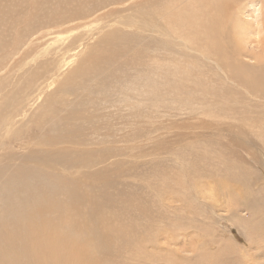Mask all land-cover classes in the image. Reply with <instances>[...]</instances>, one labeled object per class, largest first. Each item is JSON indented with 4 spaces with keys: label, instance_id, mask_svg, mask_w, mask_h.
<instances>
[{
    "label": "bare ground",
    "instance_id": "bare-ground-1",
    "mask_svg": "<svg viewBox=\"0 0 264 264\" xmlns=\"http://www.w3.org/2000/svg\"><path fill=\"white\" fill-rule=\"evenodd\" d=\"M11 1L0 0V11L12 13L18 0ZM112 7L101 29L108 18L120 29L102 37L100 31V42L82 52L85 35H73L60 58L50 55L37 66L13 103L14 96L0 98V264H166L171 254L145 252L162 230L152 223L158 210L151 195L215 204L206 189L198 192L207 174L211 188L230 195L264 175L254 167L256 150L264 152V113L209 106L202 96L225 103L243 89L264 106V0H131L120 6L124 11ZM176 102L201 109L179 125L152 127ZM150 156L148 172H133ZM132 174L146 186L128 184ZM258 192H245L252 213L264 205ZM186 204L173 209L189 213ZM234 207L226 209L231 217ZM237 222L244 233L251 230Z\"/></svg>",
    "mask_w": 264,
    "mask_h": 264
},
{
    "label": "rangeland",
    "instance_id": "rangeland-1",
    "mask_svg": "<svg viewBox=\"0 0 264 264\" xmlns=\"http://www.w3.org/2000/svg\"><path fill=\"white\" fill-rule=\"evenodd\" d=\"M5 1H6L4 2L5 6L6 5L9 6L8 4L12 2L11 0H5ZM109 1L110 0L108 1L106 0L104 3L103 0H98V1L97 0H53V1L52 0H18V6L16 8L10 9V7L9 8L7 7L9 11H12V13L5 11L3 12V10H1L0 11V98L3 97L2 100L3 99L5 100L6 96H8V98L14 96L11 99L13 103L17 99V95L22 94L21 89L24 87L23 82H26V80L30 78L31 74L37 71L36 69L37 66L39 64L41 65L44 61L52 57L56 56L57 58H60L64 54L65 48L67 44L71 41L73 35L79 32L85 35L84 40L81 41L83 47L81 46L80 48L77 49V52H82L81 51L82 48L83 50H85L88 47L93 46L94 44L95 45L98 44L100 42V37H102L104 33L106 34L110 32L112 29H120L118 28L120 26L116 25L115 22L109 21L110 18H108V22L106 23V26H104L103 30L101 29L100 25L106 21V16H109L108 12H110V14H113L112 12L115 11L114 9H112L114 11L110 10L109 7L113 8L112 7L113 5L119 6L118 9L120 11H124L123 10L124 7H120V6L124 5L127 1L129 2L131 0H118L117 2L116 0H114V2L111 1L112 4ZM120 1H122L123 3L122 5ZM107 3H110L108 4L109 6L103 5ZM140 5L141 4H139V7ZM257 5L256 7L258 8L259 5L258 6ZM106 8L109 9L110 11L107 10ZM254 8H255L254 5L250 7V13L253 15V17L257 14V12H254L255 11ZM137 12H138L137 14L141 13L139 9L137 10ZM101 17L103 18L102 19L103 22L101 21ZM110 25L113 26L110 27ZM100 31L102 33L104 31V33L102 34ZM96 36L97 37L100 36L98 37L99 39H97ZM249 44L251 45V47L255 46L254 42ZM50 51L52 53H49ZM42 59L43 61H41ZM74 61H75L74 64H76L78 59ZM56 83L57 84L54 86L53 91H55L56 88L58 87L59 79L58 80L56 79ZM239 90H240L239 93H234L233 95L228 96L225 102L226 104L224 102H219L218 99L213 96L205 95V94H203L202 96L205 99H208L207 101H209V106L222 105L226 109L228 107L234 106L239 110L242 109L241 110L242 112L243 111L248 112L251 110V111H255L256 115L257 114L262 115L264 113V109H263L264 106L261 105V107L260 106L257 107L258 106L256 105L257 102L255 100H251L252 99L251 97L254 96L251 95L250 97L249 94L244 93L243 89H239ZM50 91H52V89H50L48 92ZM199 95L200 94H195V96H199ZM44 96L40 99L39 104L43 102L42 100ZM172 96L173 95H169L168 99L171 98ZM11 101L9 104H11ZM193 101L194 100H192V102ZM192 102H190V104L176 102L171 104L170 106L166 105V110L163 111V116L161 118L156 116L157 118H154L151 121L152 127L157 126L158 124H162L161 122L163 121H164L163 124L166 125L170 124L172 127V125H179L182 122H184L183 119H185L186 117H189L191 115H197L196 112L201 109V105H197V107H195L194 106L195 104L192 105ZM252 103L255 104L254 107L256 108L252 107L253 106ZM30 116L31 114L26 119H28ZM163 117L164 120H162ZM189 122H191V120H189ZM205 130H206L205 128L198 129V131H205ZM216 133H217L216 129L211 130V134L216 135ZM218 133L221 134L223 132L220 131ZM157 134H159V132ZM168 134L170 133H167L165 131L164 135L167 136ZM150 140L153 142L154 139H150ZM201 140L203 141L207 139L202 138ZM256 156L259 162L256 166H254L255 170L259 172L260 169L263 170L264 172V152L261 150L260 151L256 150ZM152 158H153L152 156L147 158L143 157V159L140 158L139 161H141L144 164H146V161H148L147 162L148 164H146L143 168L142 166H140V170L138 169L139 167L133 168L132 169L133 172L141 173L142 171L149 170L150 167L148 166L151 165L150 162L153 163ZM156 158H159V160L162 159L160 161L163 160L167 161L169 157L165 159L166 156L162 157L161 155H157ZM244 158L252 163L251 159L247 158L246 156ZM214 161L215 160H211L209 165H211V163L215 164ZM150 172L152 173V171ZM260 175L261 177L257 176L258 180L256 179L255 180L257 182L259 181L261 184L259 183L258 185L257 184L250 185V183H248V186L245 185L241 187L242 189L240 190L238 195L234 191H233L234 192L233 195H230V193L223 191L220 187H218L217 189L216 188L214 189L213 187L211 188L210 187L212 183L211 181L214 180L210 178V174H207L204 180L207 181L208 185L205 186V183L201 182L199 184L200 188L198 187L201 190H198V192L202 191L203 193L204 189H206L205 191H207V194H211V196H213V198L211 199L216 201L215 204H213V202L209 200L210 202L208 201L207 202L208 204L198 203L197 206H194L193 204L194 202L191 203L190 199L187 200L186 198L185 201H181L180 198H178L177 196L172 197L171 194L169 196L172 198H169L168 195L166 194L164 195V198H162L161 196L153 201L152 197L153 196L155 197V195L152 196L150 193L151 196L149 197L150 200L149 204L153 206V208L156 211L158 210L157 212H155V214L157 213L155 215L156 217L153 216L152 223L156 224L157 228H161L162 230L159 232H155L156 235L154 237L155 239L154 245H149V248L146 249L145 252L157 254L162 257H165L167 255L169 257V255L171 254L173 257H171L170 255L171 259L166 258L168 260L166 261V264H264V205H259V204L254 205L256 206L255 207L256 209L250 208L253 211V213L249 209L244 208V202H245L244 196L246 195L245 192L250 193L252 191L254 192L264 191V187L261 186L264 185V175L262 174ZM131 176H133V174L130 175L128 178H125V180L128 181V184H133L134 187L146 186L141 178L135 179ZM136 183H139L141 185H138ZM236 183H237L236 186L241 185L243 181H236ZM186 185H185L184 193L185 194L188 193L189 195H192L191 193H189L190 190L189 186ZM185 194L182 196H185ZM259 197L260 200L264 202V193H262ZM184 202L185 204L187 203L186 204L187 207L188 206L189 208L191 207L190 209L195 212L191 213L190 209H188L190 214L189 213L185 214L181 212L178 213V211H176L175 208H174L175 210L173 209V206L175 207L181 206L184 204ZM234 206L238 208H237V212L232 214L233 217L232 218L231 216H229V214L231 213H229L227 210L229 209L233 210V208H235ZM199 209L203 211H200ZM197 211H200L201 214H199ZM195 213L198 215H195ZM192 214H194L195 216H192ZM199 215L204 219L206 216L208 220L205 219L206 222L199 221L201 219L199 218L200 217ZM194 217L197 219V221H194L195 220ZM234 217L236 219H234ZM167 218L169 219L172 218V220L169 221L168 219L165 222ZM175 218L176 219L178 218L176 223L174 221L176 220ZM203 218L201 220H203ZM237 219L238 221L241 220V222H244L245 226L250 225L251 230L249 229V232L246 231L247 233L246 232L244 233L241 230L242 226L238 225ZM247 220L248 222L250 221L251 223L250 222L247 223L246 222ZM141 221L144 222V220ZM173 222L175 223V225ZM165 223L168 224L167 225L168 227L165 225ZM195 223L197 225H195ZM207 230L211 231V233L209 234ZM218 241H221V243H218ZM173 258H175V260H173ZM161 263L165 264V261H161ZM161 263L153 262V264H161ZM141 264H151V263L150 262L147 263L146 261H143Z\"/></svg>",
    "mask_w": 264,
    "mask_h": 264
}]
</instances>
